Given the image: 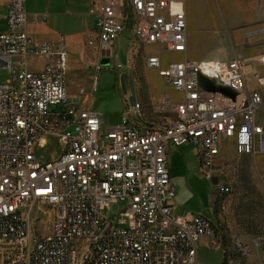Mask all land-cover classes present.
<instances>
[{
  "label": "built area",
  "instance_id": "built-area-1",
  "mask_svg": "<svg viewBox=\"0 0 264 264\" xmlns=\"http://www.w3.org/2000/svg\"><path fill=\"white\" fill-rule=\"evenodd\" d=\"M89 1L96 26L87 44L97 61L91 86L75 97L66 36L36 39L27 0L0 12V67L10 74L0 83V264H201L206 237L226 264H264L263 236L233 235L228 243L220 218L176 213L168 166L170 145L194 144L203 177L220 195L232 191L219 164L224 144L240 157L264 154V56L166 62L156 48L188 50V15L178 8L187 0ZM127 30L131 50L149 49L147 66L178 96H162L152 104L158 118L147 119L142 103L131 106L124 95L121 122L104 128L93 109L98 73L104 60L115 63ZM200 76L233 95L202 87ZM50 139L63 151L47 160ZM113 204L120 218L103 213ZM48 211L51 231L39 233L36 222Z\"/></svg>",
  "mask_w": 264,
  "mask_h": 264
},
{
  "label": "rangeland",
  "instance_id": "rangeland-1",
  "mask_svg": "<svg viewBox=\"0 0 264 264\" xmlns=\"http://www.w3.org/2000/svg\"><path fill=\"white\" fill-rule=\"evenodd\" d=\"M181 8L188 15L189 26L188 51L182 53L183 58L232 60L264 56V0H187ZM133 38L131 30L123 33L119 38L115 63H103L98 73L93 109L104 116V128L119 124L126 111L124 94L118 86L120 73L132 69L145 90L148 89V75H156L147 66V57L152 52L143 45L132 51ZM92 50L88 53L90 57ZM156 52L167 62L174 59V54L163 48H156ZM119 63L123 65L121 69L116 66ZM90 65L86 67L90 68ZM91 68L89 72L93 74L95 69ZM9 76L8 69L0 67V83ZM261 91L264 95V88ZM172 96L177 98L175 93ZM161 97L152 99L150 103ZM62 151L55 139H50L42 150L47 160L59 157ZM168 162L176 189V213L213 214L220 218L228 243L233 235H241L247 241L264 237V154L240 157L233 144H224L219 164L232 186V191L225 195H220L213 183L203 177L194 144L170 145ZM120 211L121 205L113 204L103 213L111 218H120ZM42 217L37 220L36 228L39 233L47 234L52 228L51 212ZM213 240L206 237L199 244V263L226 264L222 249L215 247Z\"/></svg>",
  "mask_w": 264,
  "mask_h": 264
},
{
  "label": "crops",
  "instance_id": "crops-1",
  "mask_svg": "<svg viewBox=\"0 0 264 264\" xmlns=\"http://www.w3.org/2000/svg\"><path fill=\"white\" fill-rule=\"evenodd\" d=\"M10 1L0 0V12L6 11ZM26 8L29 15L28 29L36 39L52 42L57 41L62 35L66 36L70 56V69L67 76L70 96L75 97L81 86L90 87L92 73L89 70L91 66L94 68L97 61L94 50H92V57L88 56L92 48L88 46L87 39L92 35L96 26L94 8L91 6L90 1L27 0ZM4 28L5 22L0 20V31ZM173 54L174 59L172 61L183 59L182 53ZM45 63L44 58L39 59L36 70H41ZM87 64H91L90 68L86 67ZM154 71L156 75H148L146 79L148 83V89L146 90L140 84L138 76L134 75L137 99L142 103L147 119L158 118L152 112L153 103H150L152 99L164 95L172 96L173 93L177 94L164 79L158 76L157 71ZM123 74L124 72H121L120 76ZM119 82L120 77L118 79V86L120 87ZM125 104L127 105L126 100ZM134 120L137 121V118L135 117ZM158 122L162 123L163 120L159 119Z\"/></svg>",
  "mask_w": 264,
  "mask_h": 264
},
{
  "label": "water",
  "instance_id": "water-1",
  "mask_svg": "<svg viewBox=\"0 0 264 264\" xmlns=\"http://www.w3.org/2000/svg\"><path fill=\"white\" fill-rule=\"evenodd\" d=\"M103 63L109 64V61L104 60ZM199 81H200L201 86L208 90H214V91L222 90L225 93L233 95V93L230 92L229 90H223L213 85V83L211 81H207L205 77L200 76ZM119 85L121 87L123 94L128 96L130 105L134 106L137 103L138 99H137V89L135 85L134 72L132 69H128L126 73L120 76ZM213 182L216 183V180H214Z\"/></svg>",
  "mask_w": 264,
  "mask_h": 264
}]
</instances>
